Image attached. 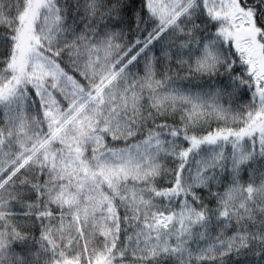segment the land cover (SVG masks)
<instances>
[{
    "label": "snow or ice",
    "instance_id": "obj_1",
    "mask_svg": "<svg viewBox=\"0 0 264 264\" xmlns=\"http://www.w3.org/2000/svg\"><path fill=\"white\" fill-rule=\"evenodd\" d=\"M0 264H264V0H0Z\"/></svg>",
    "mask_w": 264,
    "mask_h": 264
}]
</instances>
